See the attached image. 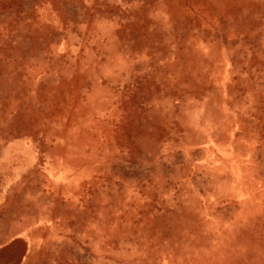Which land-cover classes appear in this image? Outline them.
<instances>
[{
	"label": "rangeland",
	"instance_id": "1",
	"mask_svg": "<svg viewBox=\"0 0 264 264\" xmlns=\"http://www.w3.org/2000/svg\"><path fill=\"white\" fill-rule=\"evenodd\" d=\"M0 208V264H264V0H0Z\"/></svg>",
	"mask_w": 264,
	"mask_h": 264
},
{
	"label": "crops",
	"instance_id": "2",
	"mask_svg": "<svg viewBox=\"0 0 264 264\" xmlns=\"http://www.w3.org/2000/svg\"><path fill=\"white\" fill-rule=\"evenodd\" d=\"M5 210L3 211L1 208H0V239H4V238H6V239H8V240H11L12 238H11V234H12V232H11V229L10 228H7L8 229V231H9V233L7 232V229L4 227L3 229H1V225H2V217H5ZM3 224H4V221H3ZM4 231H5V233L6 234H10V235H3V233H4ZM11 238V239H10ZM12 241H14L13 239H12Z\"/></svg>",
	"mask_w": 264,
	"mask_h": 264
}]
</instances>
